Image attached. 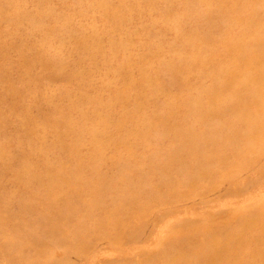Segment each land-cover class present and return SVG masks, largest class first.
<instances>
[{
	"label": "rangeland",
	"instance_id": "obj_1",
	"mask_svg": "<svg viewBox=\"0 0 264 264\" xmlns=\"http://www.w3.org/2000/svg\"><path fill=\"white\" fill-rule=\"evenodd\" d=\"M0 264H264V0H0Z\"/></svg>",
	"mask_w": 264,
	"mask_h": 264
}]
</instances>
